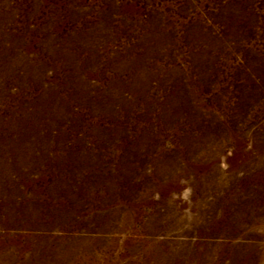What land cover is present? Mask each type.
Returning <instances> with one entry per match:
<instances>
[{
    "label": "rangeland",
    "instance_id": "374dc122",
    "mask_svg": "<svg viewBox=\"0 0 264 264\" xmlns=\"http://www.w3.org/2000/svg\"><path fill=\"white\" fill-rule=\"evenodd\" d=\"M0 264H264V0H0Z\"/></svg>",
    "mask_w": 264,
    "mask_h": 264
}]
</instances>
